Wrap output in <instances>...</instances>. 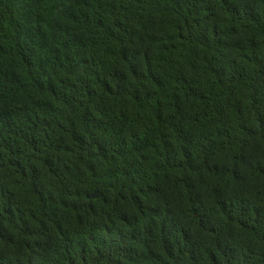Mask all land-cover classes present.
<instances>
[{"label":"trees","instance_id":"1","mask_svg":"<svg viewBox=\"0 0 264 264\" xmlns=\"http://www.w3.org/2000/svg\"><path fill=\"white\" fill-rule=\"evenodd\" d=\"M0 264H264V0H0Z\"/></svg>","mask_w":264,"mask_h":264},{"label":"water","instance_id":"2","mask_svg":"<svg viewBox=\"0 0 264 264\" xmlns=\"http://www.w3.org/2000/svg\"><path fill=\"white\" fill-rule=\"evenodd\" d=\"M99 197H100V196H99L97 193H95L93 196L90 197V199L93 200V199H97V198H99Z\"/></svg>","mask_w":264,"mask_h":264}]
</instances>
